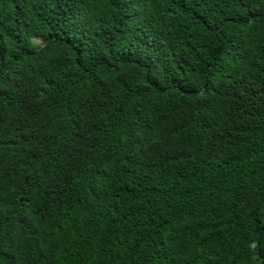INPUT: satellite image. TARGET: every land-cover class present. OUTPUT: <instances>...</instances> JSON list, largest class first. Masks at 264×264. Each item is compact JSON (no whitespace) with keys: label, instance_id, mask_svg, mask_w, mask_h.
<instances>
[{"label":"trees","instance_id":"1","mask_svg":"<svg viewBox=\"0 0 264 264\" xmlns=\"http://www.w3.org/2000/svg\"><path fill=\"white\" fill-rule=\"evenodd\" d=\"M0 264H264V0H0Z\"/></svg>","mask_w":264,"mask_h":264},{"label":"rangeland","instance_id":"2","mask_svg":"<svg viewBox=\"0 0 264 264\" xmlns=\"http://www.w3.org/2000/svg\"><path fill=\"white\" fill-rule=\"evenodd\" d=\"M33 41H34L35 43H39V42H40V40H39L38 38H34Z\"/></svg>","mask_w":264,"mask_h":264}]
</instances>
